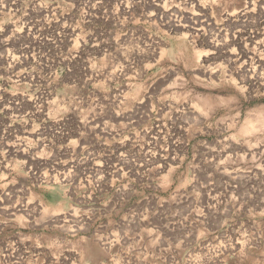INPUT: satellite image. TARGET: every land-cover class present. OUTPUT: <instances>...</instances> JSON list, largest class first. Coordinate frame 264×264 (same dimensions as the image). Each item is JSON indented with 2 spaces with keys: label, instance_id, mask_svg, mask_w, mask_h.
<instances>
[{
  "label": "rangeland",
  "instance_id": "rangeland-1",
  "mask_svg": "<svg viewBox=\"0 0 264 264\" xmlns=\"http://www.w3.org/2000/svg\"><path fill=\"white\" fill-rule=\"evenodd\" d=\"M0 4V264H264V0Z\"/></svg>",
  "mask_w": 264,
  "mask_h": 264
},
{
  "label": "bare ground",
  "instance_id": "bare-ground-1",
  "mask_svg": "<svg viewBox=\"0 0 264 264\" xmlns=\"http://www.w3.org/2000/svg\"><path fill=\"white\" fill-rule=\"evenodd\" d=\"M14 3V2H13ZM15 4V3H14ZM0 8H2V5L0 4ZM4 8V7H3ZM7 8V7H6ZM260 65V61H259V64H258V66ZM255 76H256V78H257V83H258V85H260L261 87L262 86H264V72H261V73H259V72H256V74H255ZM259 86V87H260ZM264 88V87H263ZM83 123V122H82Z\"/></svg>",
  "mask_w": 264,
  "mask_h": 264
}]
</instances>
